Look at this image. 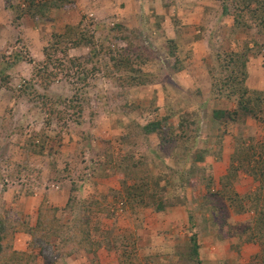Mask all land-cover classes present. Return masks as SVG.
<instances>
[{
  "label": "rangeland",
  "instance_id": "374dc122",
  "mask_svg": "<svg viewBox=\"0 0 264 264\" xmlns=\"http://www.w3.org/2000/svg\"><path fill=\"white\" fill-rule=\"evenodd\" d=\"M36 2L0 0V225L11 227L0 238L5 254L18 261L25 254L36 264H102V259L120 264L125 249V256L139 264H178L177 249L187 242L178 219L167 226L155 208L125 202L120 192L126 177L118 166H138L139 176L154 188H167L168 177V184L183 193L189 170L144 127L155 121H162V128L177 127L179 115L188 110L200 111L195 123L202 138L195 146L208 140L217 155L235 147L232 134L245 137L246 144L254 143L251 137L264 141V122L255 119L250 126L210 128L219 100L209 94L212 80L205 71L206 65L218 66L217 52L241 53L247 40L253 49L256 42L262 55L250 56L247 85L263 90L264 33L236 34L232 19L214 0H173L168 8L162 0ZM57 36H63L60 45ZM125 55L131 67L118 70L114 59ZM138 78L146 82L135 86ZM224 107L235 108L228 101ZM190 124L188 134L197 126ZM176 134L185 137L180 129ZM240 185L239 179L236 187L248 195L259 187L252 181ZM190 188V202L196 193L202 201L204 187ZM29 197L34 198L28 204ZM183 206L188 230L211 219L194 205ZM40 208L47 213L37 231ZM254 216L249 210L235 212L227 221L252 226ZM212 234L203 231L201 242L209 246L205 237ZM105 244L116 250L109 260L100 250Z\"/></svg>",
  "mask_w": 264,
  "mask_h": 264
},
{
  "label": "trees",
  "instance_id": "16d2710c",
  "mask_svg": "<svg viewBox=\"0 0 264 264\" xmlns=\"http://www.w3.org/2000/svg\"><path fill=\"white\" fill-rule=\"evenodd\" d=\"M38 1L41 2V6H48L55 0ZM162 1L163 5L167 8L173 2V0ZM214 1L221 3L223 16L232 19L233 26L231 25V27L235 28L237 31L236 34L243 33L249 29H257L259 32L264 33V0H231L230 2L228 0ZM31 3L37 4L36 0H31ZM229 4L232 7V11L230 10ZM231 13H233V15ZM246 17H248L252 22L246 21ZM62 37H56V45L61 44ZM255 44L256 45L253 49L251 48L250 41L247 40L245 42L244 51L241 53L233 51L223 53L219 51L216 56L213 54L211 55L212 58L214 56L213 59L216 58L218 66L212 69L209 68L207 71L208 76L212 80L209 83V94L211 97L213 96L214 99L225 100L233 103L235 106L233 111L214 110L210 116L212 124L210 127L211 129L216 127L218 128L220 124H228V128L229 125L238 126L245 124L248 119H255L257 121L264 122V88L263 90H251L247 85L249 78L250 56L254 52L258 55H262L263 50L262 45L256 42ZM114 62L118 70H124L131 67V59L128 55H125L121 59L116 58L114 59ZM175 63L179 64V61L176 60ZM177 70L180 69L178 68ZM130 71L133 72L134 70L130 69ZM222 73L227 74V76L223 78L221 75ZM139 78L135 80V83L137 81L146 82L144 80L140 81ZM139 82H137L135 86L139 85ZM191 112L192 110H188L182 115H179L181 118L177 127H173L167 122L168 126L162 128V121L151 122L144 127V131L147 135L155 133L156 135H159L158 138L160 139V144H162L160 145V148L162 146L167 148L168 151H173V153L170 154L172 155L171 158L178 159L179 163H184L186 172L189 170L190 178L184 180L185 189L183 193L181 190L176 191L175 188H172L171 185L168 184L170 179H168L167 176V188H162L159 184H156V187L154 188L150 180L139 176V168L133 164H120L118 166V173L123 175L124 178L126 177V179H122V182L125 183L123 184L124 187L120 194L122 198H124L125 202L129 201L130 203H133L135 208L153 207L155 208L156 213H162L172 206L194 205V207L198 208L202 213L208 214L209 217H211L207 224L205 222L198 225L194 223L190 227V230L187 229V242L183 247H179L177 249L179 253L177 255L178 259L176 262L178 264H205V261L202 258L203 248L201 243V234L203 231L212 232L214 235L220 236V238L224 237L234 241L238 237V241H236L238 246H240L243 242L252 241H259L264 246V141L256 142L254 137H251L250 139L253 140L254 143L246 144L244 143L245 140H243L245 137L236 138L235 152L232 157L231 167L228 174L221 179L219 185L220 187L216 188L217 182L214 177L213 167L209 165V163H206V161L213 157L220 159L221 155H217L216 151H212L211 147H208V140L201 141L200 145L198 143L195 146L194 143L196 140L199 141V136L202 138V134L197 135L199 134L200 129L199 125L195 123L196 119L200 115V111H195V113ZM170 118H166V120H170ZM190 123L197 126L196 130L193 129V131H191L192 133L190 132L188 134L186 133V130L190 127ZM188 124H190L189 127H187ZM179 129L182 134L186 133L183 134L185 137H181L180 140L176 134V131ZM241 136H243V133ZM209 138L210 137H207V139ZM45 145L46 144H43L41 152L44 150ZM201 149H203V153ZM193 152H195V157L191 158ZM240 172L246 173L259 183L257 192L248 195L239 194L234 191L233 185ZM131 175H137V179L133 178L135 182H129V179L132 177ZM191 186L195 189L200 186L204 187L206 194L202 195V201L200 199L201 196L198 197V194L196 193L193 201L190 202L189 196ZM159 192L161 193L158 194ZM163 192L166 197L162 195ZM248 199L252 200V203L247 202ZM69 204L70 199L67 206H69ZM248 210L255 215L252 226L243 224L235 225L233 223L230 224L227 221V216L230 213L236 212L241 214L243 212H247ZM45 212L47 213L46 209L40 210L41 218L39 219L37 231L39 230V225ZM190 215L192 216L191 212ZM192 219H194L193 216L191 217V220ZM46 221L48 223V220ZM10 228L11 227L8 225L1 223L0 238H2V235L6 234V231ZM200 228H202V231ZM34 232L36 231L33 230V233ZM33 233H31V236H33L34 239L35 235ZM124 251L125 249H123L122 253H120L121 264H139L134 260L128 259L125 256ZM5 252V249H3L0 243V264H11L17 260L15 255L8 256ZM13 252H15V254H20L16 251ZM18 264H36V261L34 259H30L25 254H22L19 255Z\"/></svg>",
  "mask_w": 264,
  "mask_h": 264
},
{
  "label": "crops",
  "instance_id": "0c3cea01",
  "mask_svg": "<svg viewBox=\"0 0 264 264\" xmlns=\"http://www.w3.org/2000/svg\"><path fill=\"white\" fill-rule=\"evenodd\" d=\"M208 68H211V67L206 65L205 71L208 70ZM249 76H250V68H249ZM195 78H197V77H195ZM249 80L250 79H248V84H249ZM214 106L215 107L213 108L212 111H214V110H227V107H224V106H227V101H222V100L216 101L214 103ZM252 122H255V121L252 119H248L246 124L248 126H250ZM234 127L235 126H231V129ZM230 136L233 137V139H231L230 141L232 143H234L236 140V136L233 134ZM227 145L228 144L225 145V150L227 147H229ZM229 150H230L229 152L227 151L228 154L225 151H223V153L220 156V159H218L217 157H213V158H210L206 161V163H209V165H211L213 167L214 177H215L216 182H217L216 188L220 187L219 185H220L221 179L228 174V171L231 167L232 157H233L234 152H235V147H232V150L231 149H229ZM221 165H222V167H221ZM239 179L241 180L240 186H242L245 183L246 184L251 183V181H252V183L256 184V181L251 176L247 175L246 173L240 172L238 174L237 180L234 182V185H233V186H235L236 191L239 194L245 193V192L247 193V191H246L247 189L240 191L237 188L238 186L236 187V183ZM33 198L29 197V200L27 201V203L29 204ZM40 210H41V208L38 210V215L36 217L37 218L36 219L37 220L36 226H38L39 219L41 218ZM187 215H188V212L186 211L184 206H172V207H169L165 212L159 213L160 217L167 219L166 220L167 226H172V223L173 224L175 223L174 220L178 219V223H179L180 227H182L183 237H185L186 239H187L186 231H187L188 227L184 223H185V220L187 218ZM189 215H190V213H189ZM179 218H181L182 220L179 221ZM165 228L166 227H164V229ZM159 230H161V229H159ZM157 233H158L157 237H159V235L161 233H159V232H157ZM25 236L28 238L27 235H25ZM159 240H160V238H159ZM205 240L209 241V246H206L207 244L205 245L201 242L202 248H203L202 249V258L204 259L205 264H256L257 262L264 264V246L259 241L243 242L240 246H238L236 241L228 239V238H224V237L220 238V236L214 235V234H212L211 237L210 236L205 237ZM244 240H245V238H244ZM152 241H154V240L152 239ZM156 241H158V239H156ZM107 242H108V240H107ZM110 242H111V240L109 241V243ZM212 244H214V245H212ZM105 245L107 246V248L104 247V248L100 249L102 254H104L108 260L111 257L116 256L115 255V253H116L115 248H113V250H110L109 245L108 244H105ZM90 251H92V250H90ZM118 257H119L118 261L121 264L120 255H118ZM99 262H101L103 264L104 261L102 259ZM107 264H110V263H107Z\"/></svg>",
  "mask_w": 264,
  "mask_h": 264
}]
</instances>
